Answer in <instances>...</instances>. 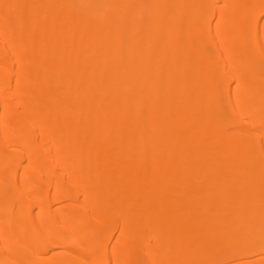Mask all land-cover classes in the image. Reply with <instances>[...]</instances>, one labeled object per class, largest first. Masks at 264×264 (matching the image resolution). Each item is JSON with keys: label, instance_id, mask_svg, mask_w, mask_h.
<instances>
[{"label": "bare ground", "instance_id": "bare-ground-1", "mask_svg": "<svg viewBox=\"0 0 264 264\" xmlns=\"http://www.w3.org/2000/svg\"><path fill=\"white\" fill-rule=\"evenodd\" d=\"M0 264H264V0H0Z\"/></svg>", "mask_w": 264, "mask_h": 264}]
</instances>
